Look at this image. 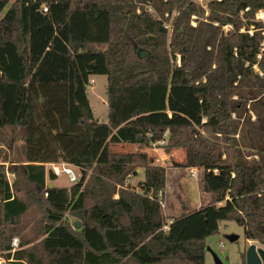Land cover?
<instances>
[{"label":"trees","instance_id":"16d2710c","mask_svg":"<svg viewBox=\"0 0 264 264\" xmlns=\"http://www.w3.org/2000/svg\"><path fill=\"white\" fill-rule=\"evenodd\" d=\"M259 10L264 0H0V257L204 264L206 239L227 221L264 248ZM94 75L106 76L105 123L86 94ZM161 142L165 153H184L172 166L201 169L209 199L169 222L160 205L167 168L141 150ZM61 163L79 178L48 188L56 176L46 166ZM137 171L143 180L131 186ZM31 205L41 216L39 247L22 241L11 253Z\"/></svg>","mask_w":264,"mask_h":264},{"label":"rangeland","instance_id":"374dc122","mask_svg":"<svg viewBox=\"0 0 264 264\" xmlns=\"http://www.w3.org/2000/svg\"><path fill=\"white\" fill-rule=\"evenodd\" d=\"M166 26L169 28V25ZM105 90L106 76L94 75L89 78V84L86 86V94L89 105L94 118L102 123L107 121ZM251 120H254V115H251ZM163 144L164 143L154 144L148 148H142L141 150L154 158L157 165L167 168L166 186L165 190L163 191L164 194H162V203L164 204L162 212L167 217L166 222H169L171 217L180 216L203 207L208 203L209 199L208 195L203 193L201 190V169L196 168L198 169L199 173L196 177L192 178L190 176L191 169L175 168L172 166V161L181 162L184 158V153L182 150H173L169 154L165 153L162 148ZM19 146L20 142L17 140L16 144H13L12 149L6 150V154L8 155L9 159L13 160L18 157L17 155L20 153ZM137 149L138 148L135 145H117L113 147V150L117 152H136L138 151ZM15 164L16 166L20 165L19 162H15ZM4 165L7 166L8 163H4ZM58 167L61 169L60 165H58ZM69 168L73 171L76 178L78 179V169L71 165ZM46 170H49L48 166H46ZM9 178L11 179L12 177ZM128 180L130 181L131 186H136L139 181L143 180V173H137L135 177L130 175L128 176ZM46 182L52 185H60L63 187H69L73 184L67 180V177L62 172H60L55 181L49 182L46 180ZM19 196L25 199V195L22 193H19ZM116 197L117 195H114V198ZM40 219L41 216L37 206H29L27 213L19 220L18 224L14 226L18 236L13 237L12 240L17 239L18 246L20 242L27 241L30 242L28 246L39 247L41 240ZM65 220L71 225H73L75 222H79L69 215L65 216ZM230 235L236 236L237 239L233 242H230L227 239V236ZM205 243L208 250L204 255V264H215L214 257L221 264H245V256L249 247L253 245L256 250L264 249L263 246L256 242H254L255 244H250L249 241L245 240L243 236V229L231 221L220 222L218 233L214 236L208 237ZM3 261V264H12L10 263V260L6 261L3 259Z\"/></svg>","mask_w":264,"mask_h":264},{"label":"built area","instance_id":"2783aa9c","mask_svg":"<svg viewBox=\"0 0 264 264\" xmlns=\"http://www.w3.org/2000/svg\"><path fill=\"white\" fill-rule=\"evenodd\" d=\"M208 1H211V0H197L196 2L199 3L200 5H203ZM44 11H46L45 8H44ZM255 18H256V20H259V21L264 23V12L262 10L257 11L255 14ZM263 35H264V32H263ZM260 46H261L260 51L264 52V39L262 40ZM258 57H260V56L258 55ZM161 143H163V142H161ZM58 165L61 166V169L58 167ZM48 166H49V170L55 176H58L60 174V172H62L65 174V176L67 177V180L70 183L76 182L77 178H76L75 174L73 173V171L69 168V166L62 164V163L61 164H50ZM198 173H199L198 169H196V168L195 169L193 168L190 170V176L192 178L196 177ZM44 196H47V194H44ZM160 205H161V208L164 207V204L162 202H160ZM166 228H167V226H164V229H166ZM10 247H11L10 252L13 253L18 248V240L13 239L10 243ZM3 262H4L3 259L0 258V264H3Z\"/></svg>","mask_w":264,"mask_h":264},{"label":"water","instance_id":"95a60500","mask_svg":"<svg viewBox=\"0 0 264 264\" xmlns=\"http://www.w3.org/2000/svg\"><path fill=\"white\" fill-rule=\"evenodd\" d=\"M134 52L137 55L138 58L140 59H144L148 52L141 50L137 47L134 48ZM48 188L53 187L52 184H48L47 185ZM73 229L75 230H79L80 229V223L79 222H75L72 225ZM227 239L230 242H233L234 240H236V236H227ZM214 261L215 264H221L215 257H214ZM245 264H264V250L263 249H258L256 250L255 247L252 245L251 247H249L246 256H245Z\"/></svg>","mask_w":264,"mask_h":264},{"label":"crops","instance_id":"0c3cea01","mask_svg":"<svg viewBox=\"0 0 264 264\" xmlns=\"http://www.w3.org/2000/svg\"><path fill=\"white\" fill-rule=\"evenodd\" d=\"M154 160H155V159H154ZM62 164H64V163H62ZM65 165H67V164H65ZM67 166H70V165H67ZM48 167H49V166H48ZM137 173H139V171H137ZM56 178H57V176H56ZM48 184H50V183H48ZM53 187H63V186H60V185H59V186H58V185H53ZM163 194H164V192H163ZM175 217H178V216H175ZM175 217H171V219H172V218H175ZM171 219H170V220H171ZM170 220H169V221H170ZM249 242H250V244H255L254 241H249ZM263 250H264V249H263Z\"/></svg>","mask_w":264,"mask_h":264}]
</instances>
